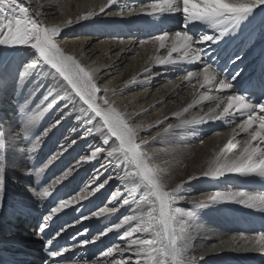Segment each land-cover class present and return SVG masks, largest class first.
<instances>
[{
  "label": "bare ground",
  "instance_id": "obj_1",
  "mask_svg": "<svg viewBox=\"0 0 264 264\" xmlns=\"http://www.w3.org/2000/svg\"><path fill=\"white\" fill-rule=\"evenodd\" d=\"M24 2L30 5L31 11L40 13L43 25L47 27L59 25L73 37L72 41L57 43L67 54L75 55L87 68L96 69L94 78L100 89L97 93V103L104 106L103 99L109 100L125 115L128 122L138 129L137 141L141 139L138 144L152 158V167L158 169L166 178L165 190L171 191L177 185H182L173 207L181 209L184 213L189 210L196 213L194 217L189 218L192 241L184 258L187 260L192 256H203L204 259L198 264H264V250L259 246L253 247L259 241L261 233H264V211L232 202L203 209L195 207L196 202L207 199L216 191L264 194V180L227 174L218 180L201 177L184 184L189 176H199L213 166L214 161L222 160V150L228 157L238 155L249 139V134L242 132L238 127L246 123L247 116L239 115L236 109L230 110L233 113L230 117L208 120L211 113L219 114L230 103H234L231 97L239 95L234 87L227 90H221L215 85L202 87L204 74L201 63L181 64L167 69L158 65L157 58H168L169 53L171 58L176 60L183 56L181 51H171L172 47L179 44L175 39V33L185 30L182 13L146 15L154 10L153 5L162 4L163 0H114L110 5L108 0H24ZM102 7L103 12L100 11ZM121 12L124 13L123 16L119 15ZM89 13L92 15L89 16ZM85 16L89 18L78 20L79 17ZM70 20L74 21L71 25L68 24ZM151 22L155 23V28ZM147 29L152 31L147 33L153 35L152 37L148 38L145 35ZM160 29L163 30L161 34ZM186 30L196 39L206 34H218L211 24L204 21L189 23ZM87 33L97 34L96 43H93V37ZM164 33H167V38L164 41L165 46L161 48L156 37ZM128 34L137 38H124ZM193 47L203 48L204 63L214 67L216 62L237 64L239 73H248L260 65L259 77L264 79V6L249 14L238 24L237 30L224 35L218 42L209 41L207 44ZM95 48H98L96 50L99 55L93 52ZM6 49L7 47L0 46V56ZM115 50L118 52L111 54ZM24 54L27 59H13L4 67L0 65V130L6 134V143L10 139L9 133L15 138L5 152L6 201L11 203L14 200H23L30 208V215H21L0 222V264H42V255L38 249L40 239L35 231L26 230L24 223L20 224L21 221L29 218L34 224L38 216L43 218L51 208L56 207L59 199H68L78 194L85 196L87 195L83 191L85 185H88V192H91L105 179L114 177L94 196H88L78 204L74 202L79 211L67 208L49 222V225L67 227L62 236H66L67 240L72 242L69 247L72 251L67 253L73 260L68 264H104L105 258L100 256L98 250L116 245L122 249L126 248L127 240L122 238L123 233L136 228L138 222H130L119 230L107 233L93 244L80 247L78 242L92 239L100 232L106 231L108 227L119 223L124 215L146 214L149 210L147 204L138 205L131 201L134 196L138 202L147 192V188L143 184L134 186L133 183L119 179L127 171L132 170L127 165L116 168L115 165L108 163L106 152L111 147L118 146L119 142L110 135H101L97 131L99 125L93 128L92 135L86 134L90 125H84L83 120L92 115V110L78 96H74L73 104L63 113L59 109L66 101L44 112L52 99L49 97L48 100H44L48 86L52 82L51 77L42 75L38 83L35 72L30 71L22 78L19 77L23 64L33 59L35 55L34 50L30 48H26ZM146 68L151 69V75L147 77L144 75ZM48 70L47 65L41 69L43 73H47ZM188 72L195 75L186 79ZM133 77L136 78L135 82L129 83ZM231 83L233 85V81ZM41 84L44 87H40ZM189 104L193 107L188 108ZM72 107L77 111H71ZM82 108L86 111L81 112ZM175 113L180 115H174ZM37 115L39 119L27 133H24L22 124L26 120L23 118ZM254 115H264V112L257 109ZM77 116L81 119L78 120ZM201 118L208 122L178 127L184 120ZM56 120H60V123L51 128ZM258 123L259 121H255L253 127L258 129ZM169 125L172 127L169 128ZM222 125L226 126L227 130L220 129ZM49 128L51 131L45 136L44 132ZM73 140L76 143L71 148L49 164L43 173L36 175L39 168L61 151V144L68 145ZM105 140L107 145L104 144ZM230 140L232 145L226 148ZM142 141H147V144H143ZM256 143L253 142L254 145ZM93 145L105 149L98 160L84 164L68 179L53 184L68 167L82 157L90 155L94 150ZM259 146L264 147V144ZM102 165L104 167H101ZM94 168L100 169L102 173L95 183L92 182ZM49 185H52L49 189L51 195L43 199L35 197L29 191L33 188L37 192H42ZM109 193V198L105 200ZM124 198L130 200L129 205H123ZM137 207L139 212H133L132 209ZM100 208L115 211L102 213L99 218L92 217L91 213L99 211ZM82 216L90 218L78 222ZM84 229H88L85 235L77 236L76 241L71 239ZM133 235L141 239L153 238L141 232H135ZM246 240L249 243L246 244ZM73 245L77 246L73 248ZM95 250L98 252H94ZM129 255L127 251L123 256L114 253L108 259H128ZM80 257L82 262H75Z\"/></svg>",
  "mask_w": 264,
  "mask_h": 264
},
{
  "label": "snow or ice",
  "instance_id": "obj_2",
  "mask_svg": "<svg viewBox=\"0 0 264 264\" xmlns=\"http://www.w3.org/2000/svg\"><path fill=\"white\" fill-rule=\"evenodd\" d=\"M113 2L114 0H108L109 5ZM261 6H264V0H163L162 4L153 5L154 10L146 13V15L161 16L165 13L180 12L183 15L185 25L184 31H177L175 33V39L179 44L171 49L172 52H183V56L179 60H176L172 59L171 53H169L168 58H157L158 65L167 69L168 67L181 64L201 63L203 64L202 71L204 74L202 87L204 85H215L221 90L232 89L233 85L227 75L220 73L213 65L204 63V49L193 46L207 44L209 41L213 43L218 42L224 35L237 30L238 24ZM100 11L103 12L104 8L102 7ZM91 15L89 13V16ZM119 15L123 16L124 13L121 12ZM0 16L4 17V19H0V46L8 48L26 46L34 50L35 53L33 59L23 64L19 77L22 78L25 74H29L30 71L36 73L37 83L39 82V77L42 75H49L51 77L52 82L48 86L44 100H48L49 97H52V99L44 109V112H47L62 101H66L63 107L59 109L63 113L65 109H69V106L73 104L74 96H78L92 110V115L83 120L84 125H90L87 128L86 134L92 135L93 128H97V125H99L97 131L101 135H110L111 137H115L119 142L118 146L111 147L106 152V157L109 158V164L115 165L116 168H119L120 165H127L132 169L131 171H127L124 176L119 177V179L133 183L134 186L143 184L147 188V192L140 197L138 202L134 196L131 201L138 205L147 204L149 210L146 214L124 215L119 223L108 227L106 231L100 232L99 235L94 236L92 239L80 240L78 245L84 247L93 244L107 233L119 230L124 225L136 221L138 222L136 228H131L123 233L122 238L127 240L126 248L122 249L116 245L108 248L106 252L100 253V256L105 258L104 264H198L200 260H203V256H192L187 260L184 258V254L190 247L192 241L189 218L194 217L196 213L192 210L184 213L181 209L173 207L177 202V195L181 191L182 185H177L171 191H166V178L162 176L158 169L152 167V158L137 143V139L139 138L138 129L130 124L128 119L125 118V115L119 112L109 100L102 98L104 106L97 103V93L100 89L94 78L96 69L87 68L75 55L67 54L59 46L56 37L62 31V28L59 25L54 27L43 25L40 20V13L37 11L30 12L29 7H26L23 2L18 3V0H0ZM89 16L79 17L78 20H87ZM196 21H204L211 24L217 30L218 34H206L199 39L194 38L186 29L189 23ZM72 23L74 21H68L69 25ZM166 38L167 33L156 37L160 41L161 48L165 46L164 41ZM189 53L191 54L189 55ZM44 65L49 66L47 73L41 71ZM144 75L145 77L150 76L151 69L146 68ZM193 75H195L193 72H188L186 79H190ZM236 75H239V72ZM135 79L133 77V80L129 81V83L135 82ZM231 79H235V76ZM40 87H44V85L41 84ZM231 100L234 103H230L219 114L215 112L211 113L208 116V120L215 121L230 117L233 115L230 111L231 109H236L237 113L241 116L246 115V123L238 125L242 132L249 134V139L245 142L243 150L233 157L224 155L222 150V160L217 159L214 161L213 166L209 167L207 171H203L199 176H189L184 184L200 179L201 177H206L209 180H218L227 174H238L243 177H255L264 180V147L259 146L260 144H264V115H254L257 109L264 112V102L259 104H253L249 101L246 102V97L240 95L231 97ZM191 107L193 105L189 104L188 108ZM70 110L77 111L75 107H72ZM80 111L85 112L86 110L82 108ZM174 115H180V113H175ZM96 118L99 119L97 120ZM23 119L26 122L22 124V129L24 133H27L39 119V115L24 117ZM77 119L79 120L81 117L77 116ZM255 121H259L258 129L253 127ZM206 122L208 121L203 118L200 120H184L178 127H183L185 124H200ZM59 123L60 120H56L51 125V128L56 127ZM171 127L169 125V128ZM51 128L45 130V136L51 131ZM5 135V132L0 130V222L5 219L12 220L21 215H30V208L23 200H14L11 203L6 201L5 172L7 165L5 152L15 138L9 133L10 139L6 143ZM234 139L235 136H233ZM254 141L257 142L255 145L253 144ZM38 142L39 140H37ZM75 143L76 141L73 140L68 145L61 144V151L54 154L43 167L39 168L36 175L38 176L40 173H43L49 164L58 159L63 152L67 151ZM142 143L147 144V141H142ZM104 144L107 145V140L104 141ZM230 145H232V140L225 147L228 148ZM92 147H94V150L91 151L90 155L82 157L75 164L68 167L62 176L58 177L53 184L68 179L74 171H77L84 164L91 163L92 160H98L100 155L105 152V149L102 147L94 145ZM101 167L104 166L102 165ZM99 175H102L100 169L94 168L92 174L93 183L99 178ZM111 179H114V177L105 179L103 183L93 188L91 192H88V185H85L83 189L87 193L85 196L78 194L68 199H59L58 205L51 208L48 214L42 218L38 229L40 234L48 235L49 222L63 210L72 208L73 211H79V208L74 206V202L78 204L83 199H87L88 196H94ZM51 187L52 185H49L42 192H37L33 188H30L29 191L35 197L43 199L51 195L49 190ZM228 202L264 211V194L256 195L249 192L222 193L216 191L207 197V199L196 202L195 207L197 209H203ZM122 203L123 205H129L130 200L124 198ZM113 211L115 209L100 208L99 211L91 213V216L99 218L102 213ZM132 211L139 212V208H134ZM89 218L82 216L78 222ZM66 231L67 227L63 226L53 236L61 237ZM87 231L88 229H84L83 232H78L71 239L76 241L77 236L85 235ZM135 232L147 233L153 238L141 239L140 237H134L133 233ZM245 243L247 244L249 242L246 240ZM52 245L53 237H49L46 241V248L48 249L46 253V264L49 261L50 264H62L65 260L61 259L64 257V253L70 252L72 249L61 246L53 250L50 247ZM76 246L73 245V248ZM256 246L264 250V233H261L259 241L253 245V247ZM125 251L130 254L128 259H108L114 253H119L123 256Z\"/></svg>",
  "mask_w": 264,
  "mask_h": 264
},
{
  "label": "rangeland",
  "instance_id": "obj_3",
  "mask_svg": "<svg viewBox=\"0 0 264 264\" xmlns=\"http://www.w3.org/2000/svg\"><path fill=\"white\" fill-rule=\"evenodd\" d=\"M19 2H23V3H25V6L26 7H29V10H30V12H32L31 11V8H30V5H28V4H26V2H24V0H18V3ZM54 17V16H53ZM0 19H4V17L3 16H0ZM48 24H50V23H48ZM151 25H154V28H155V23L154 22H151ZM57 26V25H56ZM61 27V26H60ZM154 30V29H153ZM161 30V32L159 33V34H161V33H163V30L162 29H160ZM171 30V29H170ZM150 32H152L151 30H146V32H145V35L146 36H148V38L149 37H152L153 35H151V34H147V33H150ZM88 34V36H92L93 37V39H92V41H93V43H96V37H98L97 36V34H90V33H87ZM158 34V35H159ZM131 38V39H136L137 37H135L134 35H132V34H128V35H125L124 36V38ZM56 40L57 41H59L60 43L62 42V41H72L73 40V37H71L67 32H65L63 29H62V31L60 32V34L56 37ZM23 48H27L28 49V47H24V46H16V47H13V48H8L7 47V49H6V51L4 52V53H2V55L0 56L1 57V59H0V65H2V67H4V66H6L7 65V63H9L11 60H13V59H20V58H26V56H25V54H24V50L25 49H23ZM88 49V48H87ZM96 49H98V48H95L94 49V53H95V55H99V53H98V51L96 50ZM116 52H118L117 50H115V51H113V52H111V54H115ZM27 59V58H26ZM115 74V73H114ZM161 81H163V80H161ZM160 83H162V82H160ZM17 83H15V85H16ZM97 84V83H96ZM97 86H98V84H97ZM98 88H99V86H98ZM11 98H13V96L11 97ZM17 102V101H16ZM26 116H28V115H26ZM220 129H223V130H227V127L226 126H223L222 125V128H220ZM219 130V129H218ZM141 140V139H140ZM140 140H138L137 141V143L140 141ZM109 196H110V193H109V195H108V197L105 199V200H107L108 198H109ZM104 200V201H105ZM103 201V202H104ZM102 202V203H103ZM14 226V225H13ZM8 234V233H7ZM6 235V234H5ZM109 247H106V250H101L100 252L102 253V252H106L107 251V249H108Z\"/></svg>",
  "mask_w": 264,
  "mask_h": 264
}]
</instances>
